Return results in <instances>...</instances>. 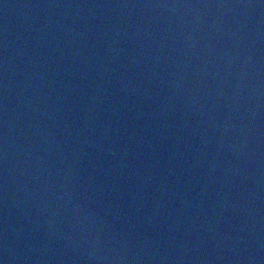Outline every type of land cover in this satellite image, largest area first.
Returning a JSON list of instances; mask_svg holds the SVG:
<instances>
[{"label": "water", "instance_id": "1", "mask_svg": "<svg viewBox=\"0 0 264 264\" xmlns=\"http://www.w3.org/2000/svg\"><path fill=\"white\" fill-rule=\"evenodd\" d=\"M0 186L26 264H264V0H0Z\"/></svg>", "mask_w": 264, "mask_h": 264}]
</instances>
